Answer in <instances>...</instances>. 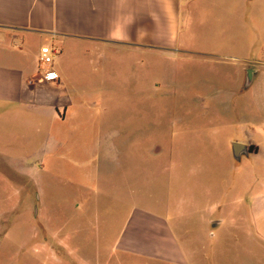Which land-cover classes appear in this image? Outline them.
<instances>
[{
    "label": "crops",
    "instance_id": "1",
    "mask_svg": "<svg viewBox=\"0 0 264 264\" xmlns=\"http://www.w3.org/2000/svg\"><path fill=\"white\" fill-rule=\"evenodd\" d=\"M188 1L0 0V111L41 115L63 135L85 133L68 127L80 119L85 105L77 84H94L90 51L107 59L118 49L150 52L181 46L182 8ZM244 14L223 16L222 50L196 52L222 64V85L198 92L196 101L204 105H194L200 111L191 108L188 119L175 118L159 149L147 150L146 163L156 165L157 184L167 199L145 195L136 200L132 173L131 181L122 180L109 194L120 202L117 209L125 208L114 251L158 264H262L264 44L245 51L240 37ZM47 45L58 52L55 81L45 80L39 65L40 49ZM237 96V122H232L229 108ZM111 119H99L100 136ZM150 182V177L141 180L142 188ZM11 232L0 228V247L10 243ZM26 232L24 244L32 246V257H0V264L49 260L52 237L38 242L37 227ZM25 245L16 242L12 251L22 252ZM51 259L52 264H87L79 257ZM102 261L96 264H106Z\"/></svg>",
    "mask_w": 264,
    "mask_h": 264
},
{
    "label": "rangeland",
    "instance_id": "2",
    "mask_svg": "<svg viewBox=\"0 0 264 264\" xmlns=\"http://www.w3.org/2000/svg\"><path fill=\"white\" fill-rule=\"evenodd\" d=\"M182 10L181 46L150 52L118 49L107 59L90 51L94 84H77L85 105L80 106V119L68 127L85 133L63 135L41 115L0 111V228L12 230L10 243L0 247L1 258L32 257V246L24 241H29L26 231L37 227L38 242L52 237L54 245L45 264L68 256L87 264L99 258L106 264H158L114 251L125 208L117 209L120 202L109 194L122 180L131 181L132 173L136 200L145 195L167 199L157 184L156 165L146 163L147 150L159 149L175 118L188 119L191 108L200 111L194 105H204L196 101L198 92L224 82L218 68L222 64L196 55L223 49V16L245 13L246 25L240 24L245 51L264 44V0H191ZM234 99L229 118L237 122L239 97ZM106 116L112 119L106 120L100 136L99 119ZM148 177L149 186L142 188L141 180ZM261 240L264 264V236ZM16 242L25 245L22 252L12 251Z\"/></svg>",
    "mask_w": 264,
    "mask_h": 264
},
{
    "label": "built area",
    "instance_id": "3",
    "mask_svg": "<svg viewBox=\"0 0 264 264\" xmlns=\"http://www.w3.org/2000/svg\"><path fill=\"white\" fill-rule=\"evenodd\" d=\"M57 54L58 52L49 45L43 46L40 49L39 65L43 71L45 80L55 81L59 78L57 72L53 69V64Z\"/></svg>",
    "mask_w": 264,
    "mask_h": 264
}]
</instances>
